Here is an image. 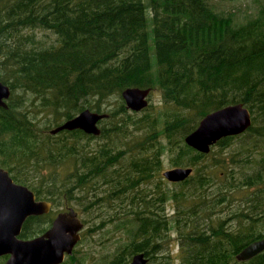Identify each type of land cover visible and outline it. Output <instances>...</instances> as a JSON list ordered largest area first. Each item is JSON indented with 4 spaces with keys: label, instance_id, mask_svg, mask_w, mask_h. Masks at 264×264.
<instances>
[{
    "label": "trees",
    "instance_id": "obj_1",
    "mask_svg": "<svg viewBox=\"0 0 264 264\" xmlns=\"http://www.w3.org/2000/svg\"><path fill=\"white\" fill-rule=\"evenodd\" d=\"M223 1L0 0V81L12 89L8 108L0 106V167L39 199L73 201L84 191L89 207L127 194L130 216L114 227L129 238L106 264L129 263L140 252L149 261L162 257L174 227L181 264H264V251L236 258L264 237V1L243 17L223 10ZM37 30L56 38L45 43ZM128 87L158 88L160 109L129 110L122 97ZM18 89L39 97L40 112L57 120L86 108L109 117L99 136L76 129L45 139L14 100ZM239 102L253 117L246 132L222 138L210 153L186 144L207 113ZM105 137L93 151L78 146ZM166 152L172 167H193V174L172 182L178 188H140L162 170ZM67 161L72 171L62 191L56 177L31 180L25 172ZM97 177L112 184L106 196L94 188ZM237 199L242 208L228 220L239 226L214 222ZM169 200L172 218L165 215Z\"/></svg>",
    "mask_w": 264,
    "mask_h": 264
},
{
    "label": "water",
    "instance_id": "obj_2",
    "mask_svg": "<svg viewBox=\"0 0 264 264\" xmlns=\"http://www.w3.org/2000/svg\"><path fill=\"white\" fill-rule=\"evenodd\" d=\"M151 88L128 87L122 97L129 110L141 112L150 104ZM12 89L0 81V106L8 108ZM109 117L106 112L86 108L73 118L65 120L51 130L57 134L64 130L80 129L87 134L99 136L102 133L100 121ZM253 123L250 109L239 102L229 104L207 113L198 126L185 136L190 147L203 153H210L212 147L222 138L240 135ZM194 172L193 167H172L163 172L170 182H182ZM52 203L37 201L36 194L27 185L16 182L8 169L0 167V256L11 254L6 264H61L81 239L84 223L74 208L60 212L53 227L44 235L31 240H20L18 235L26 218L48 213ZM264 251V237L243 248L236 258L248 261ZM144 252L135 254L126 264H148Z\"/></svg>",
    "mask_w": 264,
    "mask_h": 264
},
{
    "label": "rangeland",
    "instance_id": "obj_3",
    "mask_svg": "<svg viewBox=\"0 0 264 264\" xmlns=\"http://www.w3.org/2000/svg\"><path fill=\"white\" fill-rule=\"evenodd\" d=\"M257 5L258 0H226L222 2L221 8L225 11H235L243 17L254 11ZM36 35L45 43H51L56 38L50 31L37 30ZM151 43H153L152 39ZM14 100L18 102L22 101L23 109L28 111L29 115L36 119L40 127L39 130L41 136L45 139H48L47 134L51 133V130L56 127L57 121H59L60 124L65 121V119L57 120L55 114L47 113L45 111L40 112L42 100L31 93L27 94L18 89L15 93ZM149 100V105L152 107V110L160 109L162 104V94L158 88H153L151 90ZM112 107L113 105L108 107L107 110L112 109ZM65 137L64 134H61L59 137L53 138V141ZM108 140L109 138L106 137L91 139L89 143L86 142V140H83L78 146L80 149L81 147L84 148L86 152L93 151L98 149L100 145L106 144ZM42 167L43 168H40L37 171H31L32 169H28L25 170V172L29 173V179L31 180L39 179V181L44 180L50 182L51 177H56L59 181L57 187L62 191L64 186L63 181L68 178V174L72 171L70 162L67 161L56 165H44ZM169 168H172L171 160L169 153L166 152L162 158V170L159 171V174L157 173L154 177L142 183L140 188L148 189L149 193H151L153 189H156L158 183H161L167 190L178 188L177 185L163 177V172ZM108 179L110 180L111 178ZM94 180L96 183L94 188L97 187L98 196H106L107 189H109L110 186L112 187V184L104 182L105 179L101 177H97ZM94 191L91 192L90 195H94ZM83 193L84 191L78 194L79 199L73 201H68L65 195L57 196L55 200V209L57 211H59L58 209H68L69 207H73L79 212L80 217L86 221L83 230V239L77 246L74 254L75 258H68L65 264H106L114 258V255L129 238L125 229H116L114 227L115 222L127 220L130 216L128 215V211L131 205L129 204L128 199H126L128 195L125 194L123 196V199L125 200L116 198L112 199L110 202L104 201L105 203H102V205L99 204L88 207L87 202L81 197ZM240 208H242L241 200L237 199L232 206H227L224 209V212L215 215L214 222L217 223L218 221L227 220L226 226L232 227V229L238 227L239 224L236 220L228 219L232 216L231 213L233 211L239 210ZM175 214L176 204L172 200H169L167 202L165 215L172 218ZM97 226H101L102 228L98 229ZM169 239L170 240L166 245V250L161 253L162 257L150 259L148 264H163V258H170V264H181L179 254L181 251V238L175 227L170 230Z\"/></svg>",
    "mask_w": 264,
    "mask_h": 264
},
{
    "label": "flooded vegetation",
    "instance_id": "obj_4",
    "mask_svg": "<svg viewBox=\"0 0 264 264\" xmlns=\"http://www.w3.org/2000/svg\"><path fill=\"white\" fill-rule=\"evenodd\" d=\"M112 180H114V179H112ZM110 181H111V179H110ZM36 200L37 201H48V202H51L52 203V207H51V209H50V211L48 213L39 214V215H31V216H28L26 218V220L24 221V223L22 225L21 232L17 236L18 239H20V240H31V239H34V238H37L39 236L44 235L45 233H47L53 227V223H54L55 219L57 218L58 214L60 212L67 211L69 208H71V207H69L68 209H58L59 211H57L55 209L56 203L54 201L45 200V199H39L37 197V195H36ZM77 213H78V216L80 217L78 211H77ZM81 220L83 221L82 218H81ZM83 223H84V221H83ZM84 228H85V223H84ZM84 228H83V230H84ZM83 230H81V232H80L81 233V239L75 245V247L73 249V253L70 254V255H67L66 258H65V261L63 263H61V264H65L66 260L68 258L74 256V254L76 252V249H77V246L81 243V241L83 239ZM10 257H11V254H3V255H1L0 256V264H6Z\"/></svg>",
    "mask_w": 264,
    "mask_h": 264
}]
</instances>
